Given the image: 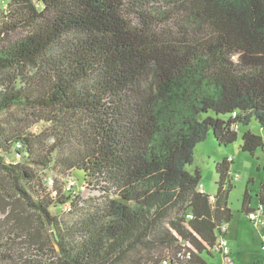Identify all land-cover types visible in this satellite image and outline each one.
<instances>
[{
	"label": "trees",
	"instance_id": "obj_1",
	"mask_svg": "<svg viewBox=\"0 0 264 264\" xmlns=\"http://www.w3.org/2000/svg\"><path fill=\"white\" fill-rule=\"evenodd\" d=\"M0 1V171L57 260L207 264L232 217L233 158L215 163L213 196L186 165L211 134L227 146L252 119L264 131V0ZM240 139L264 172L261 135ZM76 170L100 200L67 188ZM48 171L65 182L42 186ZM66 204L71 220L50 210Z\"/></svg>",
	"mask_w": 264,
	"mask_h": 264
},
{
	"label": "rangeland",
	"instance_id": "obj_2",
	"mask_svg": "<svg viewBox=\"0 0 264 264\" xmlns=\"http://www.w3.org/2000/svg\"><path fill=\"white\" fill-rule=\"evenodd\" d=\"M4 6L5 3L0 1V8H4ZM208 113L214 115L213 112ZM244 130L261 135L264 143V131L258 122L252 119L247 126H238L237 140L227 146L219 145L212 134L196 144L193 150V161L186 165V169L190 172L198 169L202 190L213 196L217 189L216 181L218 178L215 163L224 158H233V162L230 164L233 187L227 197V206L232 217L227 222L224 235L231 250L230 258L235 264H258L264 261L261 234L249 220L247 214L242 211L241 206L245 192L250 196V208L255 209L258 206L257 192L264 180L263 150L259 148L254 154L241 150L240 137ZM18 161L19 159L15 154L5 157L6 163L14 164ZM71 174L75 181L73 188H71L74 194H78L82 200L91 198L96 201L101 199L99 190L92 189L83 183L81 171L76 170ZM54 178L60 180V175L48 171L42 186L51 188ZM51 181L52 183H49ZM60 182H65V180H60ZM0 183V264H62L61 261L57 260L54 253L57 246L54 243L52 230L42 223L33 208L25 209L27 206L23 204V198L19 193L13 189L11 178L1 171ZM50 210L63 220H71L72 215L76 214V211H80L73 208L71 212L69 210L60 214L55 208H50ZM201 256L207 264H227L221 253L216 250H212L210 254L203 252Z\"/></svg>",
	"mask_w": 264,
	"mask_h": 264
},
{
	"label": "built area",
	"instance_id": "obj_3",
	"mask_svg": "<svg viewBox=\"0 0 264 264\" xmlns=\"http://www.w3.org/2000/svg\"><path fill=\"white\" fill-rule=\"evenodd\" d=\"M232 157H229L228 159L231 160ZM15 163V162H14ZM49 183H52L49 182ZM74 181L70 180L67 184V188L71 189L74 186ZM198 189L202 190V184L198 185ZM63 209L65 211H69L70 207L68 204L64 205ZM249 220L253 223L254 226L258 228L261 234V248L264 251V206L263 205H258L257 208L252 209L248 214H247ZM227 229V224L222 223L217 231V239L215 243V250L221 253L223 256V259L227 264H235L233 260L230 258V248L228 247V242L225 237ZM258 264H264L263 262H260Z\"/></svg>",
	"mask_w": 264,
	"mask_h": 264
},
{
	"label": "crops",
	"instance_id": "obj_4",
	"mask_svg": "<svg viewBox=\"0 0 264 264\" xmlns=\"http://www.w3.org/2000/svg\"><path fill=\"white\" fill-rule=\"evenodd\" d=\"M227 239V238H226ZM228 242V241H227ZM231 251V250H230Z\"/></svg>",
	"mask_w": 264,
	"mask_h": 264
}]
</instances>
